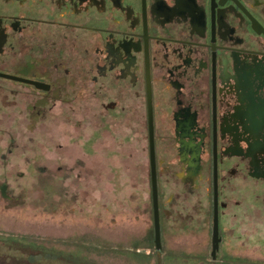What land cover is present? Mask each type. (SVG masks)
<instances>
[{"label":"flooded vegetation","instance_id":"obj_1","mask_svg":"<svg viewBox=\"0 0 264 264\" xmlns=\"http://www.w3.org/2000/svg\"><path fill=\"white\" fill-rule=\"evenodd\" d=\"M0 81L100 96L124 143L141 131L150 192L151 161L209 179L211 239L216 179L219 244L225 183L264 200V0H0Z\"/></svg>","mask_w":264,"mask_h":264},{"label":"rangeland","instance_id":"obj_2","mask_svg":"<svg viewBox=\"0 0 264 264\" xmlns=\"http://www.w3.org/2000/svg\"><path fill=\"white\" fill-rule=\"evenodd\" d=\"M103 100L80 89L53 104L0 81V264H264L254 186L247 201L242 179L225 183L212 259L209 179L191 190L162 166L155 249L141 131L124 143L128 126L104 124Z\"/></svg>","mask_w":264,"mask_h":264},{"label":"water","instance_id":"obj_3","mask_svg":"<svg viewBox=\"0 0 264 264\" xmlns=\"http://www.w3.org/2000/svg\"><path fill=\"white\" fill-rule=\"evenodd\" d=\"M22 79V78H18ZM151 197H152V212H153V242L155 249H161V232H160V215H159V202L157 190V178L154 168V162L151 161ZM217 189L216 179H214V211H213V227L211 239V258H216V251L218 250L220 237L218 236V210H217Z\"/></svg>","mask_w":264,"mask_h":264}]
</instances>
